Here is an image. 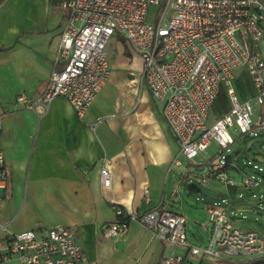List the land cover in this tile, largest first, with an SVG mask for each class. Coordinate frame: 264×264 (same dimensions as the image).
Returning <instances> with one entry per match:
<instances>
[{
	"label": "crops",
	"instance_id": "obj_1",
	"mask_svg": "<svg viewBox=\"0 0 264 264\" xmlns=\"http://www.w3.org/2000/svg\"><path fill=\"white\" fill-rule=\"evenodd\" d=\"M61 1L0 0V145L11 175L10 189L0 193V245L4 247L13 233L34 230L41 234L48 227L64 225L73 231L86 256L83 264H163L172 252L186 255L185 249L161 242L136 221L117 238L100 235L103 225L122 219L116 207L135 214L165 208L184 215L187 222L186 195L179 188L191 167L197 173L203 167L199 159L172 165L179 147L162 117L163 102L152 98L141 79V57L119 32L105 46L108 79L82 117L63 97L34 110L15 101L20 93L37 99L52 69L60 66L56 57L65 19ZM259 51L264 59V35ZM233 84L240 99L254 96L244 69L234 76ZM229 107L222 84L208 121ZM253 130L256 135L231 132L224 158L226 169L235 171L239 181L243 175H252L259 184L244 189L240 183L229 186L210 178L205 182L208 200L200 202L207 209L224 199L231 204L234 224L264 237V129L258 130L255 124ZM247 135L256 138L248 149L247 139L242 142ZM103 158L110 172L107 187L100 183ZM248 217L259 229L242 223ZM202 228L205 237H198L200 244L207 237L208 223ZM238 260L243 259L188 257L187 264H234Z\"/></svg>",
	"mask_w": 264,
	"mask_h": 264
},
{
	"label": "built area",
	"instance_id": "obj_2",
	"mask_svg": "<svg viewBox=\"0 0 264 264\" xmlns=\"http://www.w3.org/2000/svg\"><path fill=\"white\" fill-rule=\"evenodd\" d=\"M151 5L163 7L155 23L147 21ZM64 25L56 63L43 93L29 99L24 93L16 103L24 109H44L56 97L65 98L78 117L93 103L106 83L109 70L105 46L119 32L142 59L141 79L153 99L162 101V117L178 144L172 165L203 164L198 180L235 186L221 151L232 142L231 132L251 133L255 124L264 129V59L259 41L264 35V0H62ZM243 68L254 96L240 99L233 84V70ZM226 86L230 107L208 121L220 86ZM261 107L259 110L258 108ZM2 116L0 115V133ZM215 144L217 152L208 149ZM108 161L100 165V183L110 185ZM258 180L243 175L240 186L256 187ZM11 186L10 169L0 145V193ZM147 199V187H144ZM207 237L202 244L188 243L186 219L168 209L135 214L115 208L121 220L102 226V237L124 235L131 221L145 227L161 242L187 251L170 253L163 264H187L189 258L216 260L264 257V237L234 224L231 204L214 201L207 207ZM19 264H83L86 262L73 231L64 225L43 233L26 230L10 234L0 245V262Z\"/></svg>",
	"mask_w": 264,
	"mask_h": 264
},
{
	"label": "rangeland",
	"instance_id": "obj_3",
	"mask_svg": "<svg viewBox=\"0 0 264 264\" xmlns=\"http://www.w3.org/2000/svg\"><path fill=\"white\" fill-rule=\"evenodd\" d=\"M163 7V5L160 6H156V5H151L149 7L148 10V16H147V21H150L151 23H155L157 20V13L158 11ZM243 72V68L237 67L233 70V74L234 76H237ZM239 79L235 80V83H238ZM247 139V140H246ZM246 140V147L247 149L252 145V143L256 140L255 137H253L252 135H247V137L243 136L242 142H245ZM241 142V143H242ZM232 148L234 149V146H232ZM209 153L212 155L215 152H217L216 146L213 143L210 148L208 149ZM221 154L223 156H225L226 154H228L226 152V150H224L223 152L221 151ZM195 167H191L189 169L190 173L188 174V176L183 180V185L180 189V193L185 194V204H184V209L183 211L185 212L186 215H188L187 217V225H186V233H187V237L188 240L190 242H193L195 244H200V241L198 240V237L201 236L202 238L205 237V231L202 228L203 225H207L208 223V209H204V206H201V202L202 200H208V196L210 194V192L208 191V189L206 188L205 185V181L204 183H201L200 180H198V176L195 175H200L201 172H205L207 170V167H205L203 170H201L200 172H196L194 171ZM228 174L234 179L235 184L241 183V180L239 181V176L238 174L233 171V170H229L226 169ZM215 180V179H214ZM189 182H195L197 184V186L200 188L201 192L200 193H192V192H188L185 190V185ZM240 185V184H239ZM251 196H247L246 200H250ZM197 200V201H195ZM196 205V206H193ZM195 207V208H194ZM201 207V208H200ZM246 216H249L248 213H246ZM249 219L247 220H243L242 223L244 225H249V226H254L256 228L259 229V225H255L257 224V222H252L250 217H248ZM261 259H264V257H262ZM245 260V259H243ZM243 260H238V261H234V264H238V263H249L250 261L253 260H247V261H243ZM243 261V262H242Z\"/></svg>",
	"mask_w": 264,
	"mask_h": 264
},
{
	"label": "water",
	"instance_id": "obj_4",
	"mask_svg": "<svg viewBox=\"0 0 264 264\" xmlns=\"http://www.w3.org/2000/svg\"><path fill=\"white\" fill-rule=\"evenodd\" d=\"M226 159V157H225ZM202 170V168H201ZM194 171H198L196 169H194ZM185 190L188 191V192H192V193H200L201 190L200 188L197 186V184L195 182H189L185 185Z\"/></svg>",
	"mask_w": 264,
	"mask_h": 264
},
{
	"label": "trees",
	"instance_id": "obj_5",
	"mask_svg": "<svg viewBox=\"0 0 264 264\" xmlns=\"http://www.w3.org/2000/svg\"><path fill=\"white\" fill-rule=\"evenodd\" d=\"M250 264H264V259H256V260L250 261Z\"/></svg>",
	"mask_w": 264,
	"mask_h": 264
}]
</instances>
